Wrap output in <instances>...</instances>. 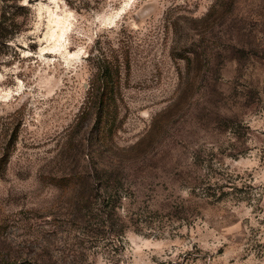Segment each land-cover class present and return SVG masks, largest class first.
<instances>
[{
  "label": "rangeland",
  "instance_id": "1",
  "mask_svg": "<svg viewBox=\"0 0 264 264\" xmlns=\"http://www.w3.org/2000/svg\"><path fill=\"white\" fill-rule=\"evenodd\" d=\"M21 4L0 55V264H264V0Z\"/></svg>",
  "mask_w": 264,
  "mask_h": 264
},
{
  "label": "trees",
  "instance_id": "2",
  "mask_svg": "<svg viewBox=\"0 0 264 264\" xmlns=\"http://www.w3.org/2000/svg\"><path fill=\"white\" fill-rule=\"evenodd\" d=\"M25 10L26 6L21 4V0H0V55L4 53V48H8V42L23 29L25 22H21L20 17L23 16L22 11ZM92 90L94 92L98 89L94 87ZM97 96L99 97V94L96 95V97ZM102 96H104V94H102ZM8 159L9 151H6L0 159V178L3 175ZM102 172L108 173L109 171L104 169ZM110 173L114 174V176L116 175V180L117 176H120L119 170H113ZM107 187L108 185L104 188L100 186L98 189L99 193H103L100 195L99 199V201H101L99 208V235L109 239V242L105 245V249L114 252L117 250L118 246L116 242L120 235V232L115 230V219L120 217L118 209L120 208L119 201L121 198L116 196V194L113 195L112 193H108V191H106ZM114 190L118 192V186L117 188L114 187ZM85 203L87 207L90 208L92 201L87 198ZM8 264L16 263L9 262Z\"/></svg>",
  "mask_w": 264,
  "mask_h": 264
},
{
  "label": "bare ground",
  "instance_id": "3",
  "mask_svg": "<svg viewBox=\"0 0 264 264\" xmlns=\"http://www.w3.org/2000/svg\"><path fill=\"white\" fill-rule=\"evenodd\" d=\"M52 22H54L56 24V25L55 24L54 25L57 27L58 30L59 29L61 30V32H62L61 35H63L65 30L68 28V21L64 20L62 18L53 19ZM55 33H56V30H55ZM55 33L53 36H55Z\"/></svg>",
  "mask_w": 264,
  "mask_h": 264
}]
</instances>
